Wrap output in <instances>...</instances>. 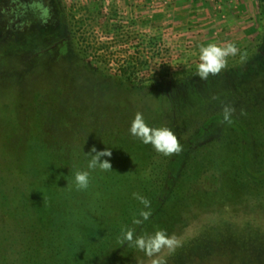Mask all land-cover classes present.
Returning a JSON list of instances; mask_svg holds the SVG:
<instances>
[{"label":"rangeland","instance_id":"1","mask_svg":"<svg viewBox=\"0 0 264 264\" xmlns=\"http://www.w3.org/2000/svg\"><path fill=\"white\" fill-rule=\"evenodd\" d=\"M55 2L65 25L63 40L67 45H70L71 39L74 40V50L85 57L84 66L87 65L92 70L100 83L95 92L96 98L101 97V101L93 105L94 90L89 87V96H84L82 104L95 109L94 114L101 121L97 125L101 128L124 127L127 130L135 113L140 110L148 114L150 109L152 111V105L148 100L144 101L145 104L141 102L143 97L127 93L125 85L150 86L197 68L200 63V45H224L231 42L238 48L237 54L247 52L249 46L259 40L264 12L263 0ZM97 4L100 7L99 14L95 12ZM14 34L9 16L0 15V96L3 99L7 92H22L28 108L32 96L30 90L33 88L30 80L34 78L31 73L28 75L30 54L24 47H18V54L13 51H17L14 46L18 40ZM17 34H23V31ZM261 52L264 55V49ZM106 83L108 85L104 87ZM33 85L36 86V82ZM21 101L14 99V103ZM134 101L137 108L134 107ZM128 103H131V107H128ZM2 107H5V103ZM152 114L155 117L154 120L151 118L154 121L152 126H159L153 111ZM4 122L5 120L0 121V141L3 137L1 132L6 128ZM98 126L91 125L89 134L94 136ZM93 127L96 131L90 133ZM41 128L38 118L31 113L11 133L13 135L8 148L16 154L24 153L29 148L31 139L32 142L36 139L32 138L30 131L34 133ZM65 128L72 130L67 133ZM77 129L78 125L71 123L64 126L61 138L51 136L49 131L44 135L55 148L60 145L59 152L64 153L62 160L67 165L60 170L56 169L55 173L47 167L50 173L48 184L38 185L50 195L46 203V215L41 223L38 218L35 219V229L36 232L46 233L54 247L48 244V250L42 259L35 260L33 264H89L88 260H95L102 250H106L143 209L133 193H139L151 201L156 197L160 198V193L166 186H161L162 176L157 168L162 163L159 169H163L165 155L156 152L151 144L131 152H122L118 145L112 148L117 152L116 157L103 158L110 160L112 170H91L88 188L77 190L74 174L80 169L87 170L88 157L85 153L92 148L91 138L83 140L82 135H74V130ZM176 130H173L174 133ZM24 131L28 134L25 135ZM188 133V129H182L176 135L181 146L188 138ZM263 133L256 132L253 125L252 135L243 138L234 127L224 125L201 144L194 143L182 163L177 165L175 171L179 176L172 185L174 187L164 199L161 195L164 201L161 210L138 234L165 229L169 235H175L180 241L175 251L169 253L167 249H162L157 254L165 256L167 264H264V251H259L262 253L260 260L253 255L251 258V253L248 256L246 252L243 253L244 243L240 246L228 240L230 243L224 242V245L213 244L214 247L208 250L210 254L202 256L198 250H193L195 243L191 241L196 236L207 239L213 232L221 234L226 230L236 232V237L243 239L252 236V240L255 231L261 229L260 234L264 232V181L255 182L243 170L242 150L245 145L252 149L248 171L260 169L264 163ZM95 148L111 150V147L99 144ZM54 149L48 151V166L55 162L52 157L56 153H49ZM206 165L210 169L206 176L217 179L214 186H200L197 175L203 173ZM28 167L30 163H26L23 171L26 172ZM154 168L156 169L153 170ZM24 172H16V181L22 180ZM155 179L158 181L153 183ZM56 191L57 196L54 193ZM2 223L0 219V225ZM97 226L102 227L103 234L94 236ZM206 241L209 243L210 240ZM260 245L264 248L263 242ZM13 252L11 241L7 243L0 230V264L1 258H11ZM152 259L153 257L127 243L106 264H151Z\"/></svg>","mask_w":264,"mask_h":264},{"label":"trees","instance_id":"2","mask_svg":"<svg viewBox=\"0 0 264 264\" xmlns=\"http://www.w3.org/2000/svg\"><path fill=\"white\" fill-rule=\"evenodd\" d=\"M99 11L100 7L97 4L95 12L99 14ZM64 28L65 25L59 12V16L53 23L31 32L28 30L23 31V34L15 36L18 38L14 46L17 51H13L18 54V51H20L18 47H24L28 51L31 62L28 75L31 73L34 78L30 80V86L33 88L30 90L32 96L28 102V108H26L25 94L22 92L17 91V94L13 91L7 92L3 99L0 96V102H2L0 106L2 107L5 103V107H0V121L5 120L4 124H6L5 131L3 129L1 132L3 137L0 141V216L7 220L5 222L4 218H0L3 221L0 230L3 232L5 241L7 243L9 240L11 241V249L14 250L13 257H5L6 260L1 258L2 264H33L35 260L42 259L43 254L48 250V244L52 248L54 247L46 233L36 232L35 229V219L38 218V222L41 223L46 215V203L50 195L43 190V187L38 185L41 183L48 184L50 173L47 167L55 173L56 169L60 170L67 163L62 160L64 153L59 152L60 145L55 148L49 140L44 138L46 132L49 131L51 136L61 138L64 126L67 127L71 123H75L78 125V129L74 130V135H82L83 140L91 138L92 147H98V144L111 147L112 155L110 157L112 158L116 157L115 153H117L112 148L118 145H120L122 152L140 150L146 145L138 138L133 137L129 130L124 129V127L101 128L97 125L101 124V121H98V116L94 114L95 109L92 107L87 108L82 104L84 96H89V87L94 90L93 95L91 94L94 99L93 105L101 101V97L96 98L97 94L95 92L96 86L100 83L92 70L87 65L84 66L85 57L80 56L74 50V40H70V45H67L66 41L63 40ZM263 38L264 12L258 42L249 46L247 52H240L235 56L227 57L226 67L216 75L210 74L207 80H202L196 75L197 68H193L180 76L164 79L150 86L125 85L127 93L143 97L141 102L144 104L146 103L144 101H149L159 126H167L174 131L177 129L176 135L182 129H188L189 131L188 138L183 141L181 151L165 156L166 161L163 162L164 167L162 170L159 169L162 163L157 165L162 176L161 186L162 184L166 186L163 192L160 193V198L156 197L150 201L151 215L149 219L139 225L131 222L125 229H133L135 235H138L158 214L159 209L161 210L164 204L162 199L171 192L169 190L174 187L172 185L179 176L175 171L177 165L182 163L184 156L190 152L194 143L201 144L215 130L224 125L234 127L243 138L244 136L249 138L252 135L253 125L256 132H260V134L264 132V55L261 52L264 49ZM104 78L106 79L107 75ZM34 82H36V86L33 85ZM107 85L106 83L104 87H107ZM14 99H21L22 101L14 103ZM134 100L137 101V98H134ZM135 101L134 107L137 108L138 105H135ZM120 103L126 105L123 101H120ZM131 103H133L132 99ZM131 103L127 104L128 107H131ZM15 104L17 105L15 106ZM225 105L234 108L231 123H227L223 119ZM24 107L26 111H23ZM152 111L150 109L148 114L142 112L150 125L154 124L152 119H155ZM31 113L38 118L39 127L42 128L34 133L29 130L32 138L36 139L33 142L31 139L29 148L24 153L16 154L14 150L8 148L13 135L11 133L22 125ZM43 124L45 125L43 126ZM91 125L99 127L94 136L89 134ZM184 125L185 128H183ZM65 129L67 133L72 130L71 128ZM94 131H96V128L93 127L90 133ZM24 134L27 135L28 133L24 131ZM57 141H60V139ZM53 149L54 151L49 153H56L52 157L55 162L48 166V151ZM242 150L243 170L249 173L255 182H263L264 163H262L260 169L248 171L252 149L250 146L245 145ZM16 160L19 162H16ZM26 163H30V167L24 172ZM18 171L24 172V174L21 173L23 178L20 182L16 181L15 178ZM208 171L210 169L206 165L203 173L200 172L197 175L200 186H214L216 183L217 179L206 176ZM154 172L156 173V171ZM157 181L155 179L153 183ZM57 192H54L56 196ZM51 198L55 199V196ZM123 231L108 248L106 247V250H102L95 260H88V263H108V260L128 243L123 241ZM260 232L261 229L254 232L253 240L251 239L252 236L243 239L240 236L236 237V232L226 230L221 233L224 238H221V234L213 232L209 234L207 239L196 236L191 241L195 243L193 250H198L202 256L210 254L208 250H210V247H214L213 244L215 246L217 244L224 245V242L229 241L239 245L244 243L243 253L246 252L247 256L251 253V258L253 255L257 260H260L262 253L259 251H264V248L260 247V243H264V232L262 234ZM100 233L103 234L102 227H95L94 236ZM230 236L232 237L229 238ZM206 240H210L209 243ZM206 248L207 250H205ZM245 258L246 256L243 257V259ZM68 264L71 263L68 262Z\"/></svg>","mask_w":264,"mask_h":264},{"label":"clouds","instance_id":"3","mask_svg":"<svg viewBox=\"0 0 264 264\" xmlns=\"http://www.w3.org/2000/svg\"><path fill=\"white\" fill-rule=\"evenodd\" d=\"M47 14V9H43ZM238 48L234 43L220 45L217 43H208L200 45L199 60L197 73L202 80H207L209 75H216L226 67V58L235 56ZM234 108L225 105L223 108V119L227 123L232 121V113ZM129 132L133 137L138 138L144 144H151L156 152L165 156L181 151V144L174 131L167 126H152L148 124L142 112H136L131 121ZM85 153V152H84ZM87 170L80 169L74 174V185L77 190H86L90 183V171L99 169L101 171L112 170L109 159L112 152L110 149L97 150L95 146L88 153ZM133 196L143 205L138 218L133 219L134 224H141L147 221L151 215V202L149 199L139 193H133ZM123 241L132 244L137 249L143 251L145 255L153 257L151 264H167L165 256L157 255L162 249H167L169 253L175 251L180 241L175 235H169L165 229H158L153 233H145L144 235H135L133 229H125L123 231Z\"/></svg>","mask_w":264,"mask_h":264},{"label":"flooded vegetation","instance_id":"4","mask_svg":"<svg viewBox=\"0 0 264 264\" xmlns=\"http://www.w3.org/2000/svg\"><path fill=\"white\" fill-rule=\"evenodd\" d=\"M43 9H47L46 15ZM0 15L9 16L12 34L16 36L17 32H31L54 22L59 10L55 0H0Z\"/></svg>","mask_w":264,"mask_h":264},{"label":"crops","instance_id":"5","mask_svg":"<svg viewBox=\"0 0 264 264\" xmlns=\"http://www.w3.org/2000/svg\"><path fill=\"white\" fill-rule=\"evenodd\" d=\"M183 2V1H182ZM187 3V1L185 2V4ZM206 5V4H205ZM207 5H208V2H207ZM209 7V6H208Z\"/></svg>","mask_w":264,"mask_h":264}]
</instances>
